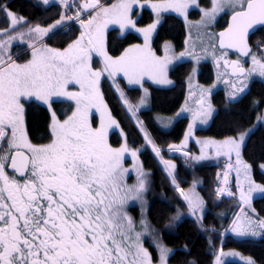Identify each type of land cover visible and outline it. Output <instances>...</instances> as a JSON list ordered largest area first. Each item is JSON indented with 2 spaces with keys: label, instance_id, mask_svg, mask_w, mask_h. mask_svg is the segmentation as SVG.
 <instances>
[{
  "label": "snow or ice",
  "instance_id": "snow-or-ice-1",
  "mask_svg": "<svg viewBox=\"0 0 264 264\" xmlns=\"http://www.w3.org/2000/svg\"><path fill=\"white\" fill-rule=\"evenodd\" d=\"M42 2L48 4L49 0ZM59 3L65 9L73 7L71 0H59ZM138 3L139 0H118L104 6L100 0H84L75 16L61 15L47 28L29 26L27 33L17 35L11 33L26 24V19L8 10L6 5L0 7L8 24L7 28L0 29V37H6L0 38V145L7 143L6 149L0 146V264H154L142 242L148 231L147 221L142 219V231H136V222L126 211L131 201L144 203L148 173L142 164H136L137 183H126L125 176L130 169L124 168V158L130 154L138 160L139 149L131 150L126 138L119 148L109 143L110 130L119 128V124L104 101L101 79L107 76L115 81L122 74L130 85L142 87L145 76L159 84H171L166 78L168 65L192 53L158 57L150 47L152 33L163 13L175 12L187 20L188 10L197 0L151 3L157 19L143 29L137 28L131 19ZM85 12L94 14L84 20L82 14ZM201 12L197 26L205 28L221 13H230L228 27L216 34L218 45L212 43L210 46L218 47L222 57L227 54L226 50L232 49L244 57L251 56L252 67L249 69H245L239 60H224L233 74L264 77V55L257 58L248 44L249 30L257 25L264 26V0H211V7L201 9ZM72 20L79 22L82 31L66 48H50L45 44L37 47L32 42L28 44L30 59L23 63L13 59L10 51L13 41L23 40L26 34L40 41L65 21ZM109 25H118L121 33L135 29L143 34L144 44L125 48L118 57L110 56L105 42ZM261 52L264 53V49ZM94 55L101 57L102 68L93 67ZM200 58L195 57L197 61ZM232 87L235 89L230 94L232 97L244 91L235 84ZM117 91L133 116L135 109L146 103L147 89L136 106L127 100L118 86ZM57 98L72 102L71 114L60 120L54 111L51 112L50 141L33 144L24 123L25 102L35 99L51 110ZM199 103L203 106V99ZM212 112L209 104L205 112L194 115V120L206 123ZM95 114H99L98 124H95ZM193 127L194 124L189 125L185 141L191 137ZM246 135L241 133L222 142H201V155L189 157L200 161L205 159L206 149H215L217 156L224 155L231 160L234 153L240 199L245 204L249 203L253 192L264 193V185L252 180L251 166L241 159ZM145 139L149 144L153 143L147 133ZM169 150L178 151L179 146L169 145ZM153 151L160 155V149L155 145ZM164 163L171 182L176 185L175 165L169 161ZM232 168L229 163L228 169ZM223 175L226 186L229 171ZM241 175L249 185L247 193L240 183ZM177 191L193 214L197 209L202 210L203 201L194 191L186 193L178 185ZM225 191L226 188H219L217 195H223ZM227 195L233 194L228 190ZM174 219H179V214ZM256 227L260 232L255 230ZM231 230L241 237L262 235L264 220L238 218ZM157 248L158 264H167L171 250L160 244ZM229 255L233 254L221 250L215 264H224L222 257ZM246 264L255 262L248 259Z\"/></svg>",
  "mask_w": 264,
  "mask_h": 264
},
{
  "label": "trees",
  "instance_id": "trees-1",
  "mask_svg": "<svg viewBox=\"0 0 264 264\" xmlns=\"http://www.w3.org/2000/svg\"><path fill=\"white\" fill-rule=\"evenodd\" d=\"M208 4L209 0H201V5L208 6ZM5 5L8 10L26 19L27 23L24 25L47 26L56 21L63 11V8L58 4L45 7L39 0H0V7ZM151 13L150 10L143 9L140 16L137 17V24L144 26L151 22ZM2 14L4 15L0 11V15ZM3 15L0 19V25L6 24ZM190 15L196 18L199 13L191 10ZM225 24L226 18L219 22L221 29ZM62 28L56 30L44 43L52 48L64 49L81 32V28L77 24H71L63 30ZM184 35L183 22L175 15L165 14L153 39L155 51L160 53V46L166 41L173 43L176 50H182L184 48ZM105 41L108 53L117 56L126 46L140 42L141 38L133 32L120 36L117 29H111L107 32ZM249 42L253 50L256 48V44L264 45V28L252 35ZM18 59L26 61L28 53H19ZM93 63L94 68H101L98 59L94 58ZM191 69L192 64L188 61L173 68L169 72L173 85L169 88L154 87L147 82L145 83L150 92V107L147 110L139 111V116L143 119L158 145L177 143L183 137L187 118L177 119L170 129L164 130L155 122V114L171 115L181 107L185 99L186 80ZM213 78L214 72L211 65L209 63L200 64L199 82L210 84ZM118 82L125 91V96L129 102L135 103L140 95V88L128 87L120 78H118ZM101 91L113 118L123 131L128 145L140 149L139 157L143 167L150 173L147 222L150 232H153L152 235L155 234L154 239L164 247L173 249L168 256V264H213L216 249L221 239V232L225 231L226 225L230 223L237 212L235 202L229 200L232 197L219 198L216 195L217 175L228 160L220 158L217 163L200 164L192 167L181 157L165 154L164 161H169L175 165L173 173L181 189H186L195 182L194 175L200 178L197 189L205 204L206 212L199 225L194 218L187 216V204L178 193L176 186L171 182L172 178L168 176L164 166L144 145L143 137L125 103L119 98L111 79L107 76L101 79ZM212 100L216 107V113L208 127L196 130L197 135L218 139L234 137L253 125L256 120L255 117L262 112L264 108V81L254 80L244 96L238 101L228 102L223 89L217 90L212 95ZM71 108L72 105L66 101H55L51 106L52 111L59 119H64L69 115ZM24 116L25 128L31 142L33 144L48 143L51 139L49 109L33 101L26 105ZM109 140L114 146L122 142L117 131L110 133ZM242 156L252 167L254 181L264 185V173L259 168L260 163L264 162V126H257L249 133L242 149ZM250 207L257 215L264 217V194L262 197L253 200ZM129 211L136 216L138 215L136 207H131ZM177 213L182 214L179 221L175 222L174 216ZM145 244L148 245L149 240H146ZM148 246L154 255L153 257H155L154 247ZM226 248L250 256L256 264H264V239H237L226 233L221 250ZM225 264L238 263L227 262Z\"/></svg>",
  "mask_w": 264,
  "mask_h": 264
},
{
  "label": "rangeland",
  "instance_id": "rangeland-1",
  "mask_svg": "<svg viewBox=\"0 0 264 264\" xmlns=\"http://www.w3.org/2000/svg\"><path fill=\"white\" fill-rule=\"evenodd\" d=\"M39 1L45 7L49 6L51 4L60 5L63 8V11H62L61 15H66V16H75L76 11L79 8L80 4L84 2V0H71V2L73 4V7L65 9L59 3V0H49L48 4H44L42 2V0H39ZM104 1L105 0H100L101 5H104L103 4ZM147 1H151V0H146V2ZM152 1H156V2H148L146 4L149 9H151V7H150L151 3H159V0H152ZM117 2H118V0H116V1L114 0V3L112 1L111 5L115 4ZM139 2H140V0H139ZM160 2H161V0H160ZM104 6H106V5H104ZM144 7L147 8L146 6H144ZM210 7H211V0H209L208 6L201 5V0H197V3L195 5H192L189 8L188 13H187V20H185V18L183 16H181V15L175 13V12H166V13H163L161 15V17H160V21L161 22L163 21V18H164L165 14L175 15L177 18H179L183 22L184 30H185V35H184L185 37L183 39L184 48L182 50L178 51V50H175L174 48H172V47H174V44L171 43L170 41H166L160 46V49H161L160 53H157L155 51V47L153 45V42H152V46H150L151 49H153V51L155 52L156 56L161 57V58H163L165 55H168L170 58L173 57V56H179L180 53H182V52L192 53V55H186V56L182 57L179 60H173L172 63H170L168 65V67L172 66L171 68H173L178 63H182V62H187L188 61V62H190L192 64L191 72H190V74H189V76L187 77V80H186L185 99H184L181 107L174 114H171V115H162V114H158V113L155 114V122L163 129H170V127L173 125V123L177 119H180V118H187L188 119L187 126H186V129L184 131V135H183V140H182L183 143L182 142H177V143H170L169 144V145L179 146V150L178 151L177 150H169V145H162V146L158 145L155 142V140L153 139V137L151 136V134H150L148 128L146 127L143 119L139 116V111L147 110L150 107V101H149L150 92H149V88L145 86V82L151 84L154 87H169V86H171L173 84V81L171 80V78L169 76V72L170 71L168 72L166 78L172 82L171 84H159V83H156L154 79H152V78H150L148 76L144 77L143 86L142 87L140 85H135V84L130 85V84H128V81H127L126 77L117 76L115 78V81H113V79H111L114 90L117 92V94L119 95V98L123 102H124V100L121 98L120 92L117 91V86L124 93V96H125L126 93L122 89V87L119 85L118 77L122 78L124 80L125 84L128 87L140 88V95H139L137 101L132 104L133 106L139 105L141 97L145 96V91L144 90L147 89L146 103L144 105H142V106H140V107L135 109V116H133L131 112H129V111L128 112L130 113V116L132 117V119H133L134 123L136 124L141 136L143 137L144 145L155 155V157L159 160V162L164 166L166 171H167V168H166V165L164 163L165 162L164 161L165 154L167 156H178V157H181V158H183L185 160V162L187 164H189L192 167L199 166L200 164H212L214 162L217 163V160L220 159V158L229 160V158L227 156H224V155L217 156L215 149H206L205 150V159H203V160L195 161L193 159H190L189 157H197V156L201 155V149L203 147V144L201 142H204V141H214V142H218L219 141V142H222V140H223V139H218V138H215V137H205V136L197 135L196 130L199 129V128H206V127H208L210 125V123H211V121H212V119H213V117H214V115L216 113V107H215V105L213 103L212 95L217 90L223 89L225 94H226L227 101L231 102V101L237 100L240 97L241 93H242V92L237 93V95L235 97L230 96V94L235 91V89L232 87V84H235L236 88H244V83L248 84V83H250L253 80L264 81V77L260 76L259 74H252L250 76H239V77H234V78L229 76L227 66L224 64V60H228V57H229L228 53L226 55H223V57H222L221 51L218 48L213 49L210 45L212 43L216 44V41H217L216 40L217 39L216 38V34H218V32L221 29V26L219 25V22L222 19L224 20L226 18V14L229 15L230 13H227V12L226 13H221L220 15L217 16L216 20L207 28H205L203 26H197V22L201 20V16H202L201 9H208ZM191 10L197 11L199 13V15L196 18L191 16L190 15ZM151 11L153 12L152 9H151ZM141 13H142V9H139L136 14H137V16H140ZM91 14H94V13H88V12L83 13L82 14V19L87 20L89 18V15H91ZM136 14L131 15V19L133 21H135L136 27L137 28H141V29L146 28L148 25L154 23L155 20L157 19L156 14L153 12V13H151L152 14L151 22H149L147 25L141 26V25L137 24V21H136L137 17H135ZM2 15H0V19H2L1 18ZM61 15L59 16V18L57 20H59L61 18ZM3 18H4V15H3ZM56 21L50 23L47 26H41V25L40 26L44 27V28H47L50 25L55 24ZM71 24H77L78 26H80L79 22H77L75 20L65 21L61 26H59L58 28L54 29L53 32L49 34V36L44 37L40 41H35V39L33 37H30L27 34L24 36L23 40L17 39L15 41H13L11 49H10V51L12 53V56H13V59H15L18 63L25 62V61H20L18 59L19 53H21V52L22 53H28V59H30L31 50L28 48V44L29 43L35 42L36 46L40 47L42 45L41 41L51 37L56 30H58L59 28H62L64 25L65 26L62 28V30L67 28ZM29 26H35V25L34 24H27V25L22 24L21 26H18L16 28V31L12 32L11 34L12 35H17L18 33H27V29H28ZM7 27H8L7 23L4 24V25L3 24L0 25V29H4V28H7ZM111 29L112 28H110L109 30H111ZM130 30H131L130 32L135 33L136 35H138L141 38V36L138 34L139 32L137 33V31H135L134 29H130ZM81 31H82V29H81ZM156 31H157V29H156ZM156 31H154V32L156 33ZM118 33H119V31H118ZM80 34H81V32L76 37V39L80 36ZM140 34H142V33H140ZM0 38L6 39V37H0ZM76 39H74L73 41H75ZM141 39L144 40L143 38H141ZM166 43L171 44L170 47H168L167 52H166V46H169V45L166 44ZM47 46L52 48L49 45H47ZM127 47L128 46H126L125 48H127ZM255 47L256 48H254V53L253 54L257 55V58H259L260 55H264V53L261 52V49H264V46H261L260 44H256ZM110 56H113V55H110ZM197 56L201 57L199 59V61H197L195 59V57H197ZM96 57H97L96 55L93 56L92 64H94L93 63L94 62V58H96ZM113 57H117V56H113ZM217 59H219V64H217ZM99 60H100L99 64H100V66L102 68L103 65H102L101 57L99 58ZM245 61H246V64H245L246 65V69L251 68L252 67L251 56H248L245 59ZM202 63H209L211 65V67L213 68L214 78H213V81L210 84H203V83L199 82V80H198L200 64H202ZM193 69H195V71H193ZM226 81H231V83H226ZM72 90H75V89H72ZM202 99L204 101L203 106H201L200 103H199V101H201ZM33 101L44 105L42 102H39V101H36L35 99H32V100H29V101L25 102V105H24L25 108H26V105L28 103L33 102ZM55 101H66V102H69L72 105V108H73L72 102L71 101H67L64 98H57ZM209 104L211 105V107L213 109V112H212V115L210 117H208L207 122L206 123H202L200 119L194 120V115L196 113H198V112L199 113L205 112L207 110ZM44 106H46V105H44ZM126 107L128 109L127 105H126ZM72 108H71V111H72ZM49 111H50V123H51V120H52L51 112H53V111H52V109L49 110ZM71 111H70V114H71ZM64 119H66V117ZM64 119H60V120H64ZM255 119L256 120H255L254 124L249 126V127H247L245 130L241 131V133H245L247 131H252L257 126L264 125V108H263L262 112L258 116L255 117ZM141 122H142L143 131H141ZM24 123H25V116H24ZM98 123H99V114H95V124H98ZM190 124H194V127L191 129L192 135L187 141H185V133L189 131V125ZM112 131H117L118 132L119 136L122 138V142L119 145H116V146L112 145L110 143V140H109V143L112 145V147L119 148L121 146V144H123L125 142L124 133L119 127V128H115V129L110 130L109 136H110V133ZM145 133H147L148 138H150L151 141L153 142L152 144H149L148 140L145 139ZM226 139L227 138H225V140ZM191 143H193V144L191 145ZM153 145H155L156 148L160 149V155L159 156H157L155 154V152L153 151ZM129 148L131 150L138 149V148H134V147H131V146H129ZM242 149H243V146H242ZM242 149H241V159L245 163L250 165L247 161L244 160V158L242 156ZM139 152H140V149H139ZM139 152H138V160H134V158H132L130 154L126 155L125 158H124V161H123L124 168L130 169V171L125 176V180H126V183L128 185H133V184L137 183V174H136L134 165L142 164L141 159L139 157ZM185 154H187V155H185ZM228 163H232V165H233V168L231 170L228 169ZM228 163L224 164V166L221 168L220 172L217 175V178H218V184L217 185L218 186L216 187V195H217V190L219 188L224 187V188H226L225 194L217 195V197H219V198H225L224 196L229 197V195H227V191L230 190L233 195L230 196L232 198H230L229 200H233L235 202L236 206H237L236 208L238 209L240 207L239 206L240 205L239 204V200H241V199H240V194H239L238 183L235 182V177H236V171H235V168H236V156H235L234 153L232 154L231 160H229ZM142 166H143V164H142ZM143 170L146 173H148V176H147L148 187H147V191L143 194L144 203L142 204L140 201H131L129 203L127 209H126L128 215H130L136 222V231H142V227L140 225V221L142 219L147 221L146 213L148 211V206H149V199L147 198V195L150 193V173L146 169H144V167H143ZM225 171H229L228 183H227L226 186L223 185V179H224V175L223 174H224ZM251 176H252V167H251ZM193 179H196L195 182H193L190 187H188L186 189H182V190L184 192H186V193H191V192L194 191L195 194L200 199H202L201 196H200V193H199V191L197 189V186L200 183V178L197 175H194ZM240 180H241V183H242L243 191L245 193H247L249 185H248L247 181L244 180L243 175H241ZM177 185L179 186V184L176 182V185H175L176 188H177ZM179 188H180V186H179ZM256 193L257 192H253L252 195H251L252 202H253V200L256 199L255 198ZM257 198H259V197H257ZM182 199H183V197H182ZM185 203L187 204V216L194 218L197 221V223L200 225L201 222H202V215H204L205 212H206V207H205L204 202H203L202 210L201 209H197L194 214H193L192 211H190L187 201H185ZM131 207H136L138 209V211H137L138 218H137L136 214H134V213L129 211V209ZM246 208H247V210H249V208H251L250 207V202L247 203V207ZM242 210H244V209H242ZM202 213H204V214H202ZM178 214H179V217H180L182 213H177L174 216V218L177 217ZM252 215L256 216V214H252ZM174 220H175V222L179 221V219H174ZM228 226H229V223L226 225L225 231L221 232V237L225 236V233H227L228 228H229ZM152 233L153 232H150V229L148 227L147 233L142 237V242H143V246L151 254L154 264H158V261H159V250L157 248V244H160V243L154 239V235L155 234L152 235ZM146 240H149V244L148 245L154 247V249L156 251L155 257H153L154 255L152 254L151 249L149 248V246L145 244ZM168 249H170V248H168ZM170 250L171 251L169 252L168 256L173 251V249H170ZM218 251H219V244H218V248L216 249V255H215V259H214L213 264H215V260H216ZM223 251H225V253L226 252H233V253H235V254H237L239 256H245L246 258H250L251 260H253L250 256L244 255V254H242L239 251L234 250V249L226 248ZM238 259H241V258L238 257V256H234V255H229V256L222 257V260H223L224 264H225V262H228V261L229 262H236L238 264H241L239 262L240 260H238ZM247 261H248L247 259H242L243 263H246ZM167 264H168V260H167Z\"/></svg>",
  "mask_w": 264,
  "mask_h": 264
},
{
  "label": "crops",
  "instance_id": "crops-1",
  "mask_svg": "<svg viewBox=\"0 0 264 264\" xmlns=\"http://www.w3.org/2000/svg\"><path fill=\"white\" fill-rule=\"evenodd\" d=\"M147 4V2H143V3H141V2H139L137 5H135L134 6V9H133V12L131 13V15H134V14H136V12L139 10V9H142V8H144V6H147L146 5ZM109 5H111V4H109ZM109 5H107V6H109ZM136 17V16H135ZM158 27V26H157ZM110 28H115V29H117L118 31H119V34L120 35H123V34H125L126 32H129V31H131L130 29H128V30H125L123 33H121V31L119 30V26L118 25H109V27H108V29L106 30V32H105V40H106V34H107V31L110 29ZM157 29V28H156ZM135 30V29H134ZM156 31V30H155ZM138 33V32H137ZM140 36H141V38H143L144 39V37H143V35L142 34H140V33H138ZM154 34H155V32H153L152 33V37H151V40H150V46H152V39H153V36H154ZM106 42V41H105ZM144 44V40H141V42L140 43H136V44H133V45H143ZM130 46H132V45H130ZM130 46H128V47H130ZM127 47V48H128ZM153 50V49H152ZM123 51L124 50H122L121 51V53H123ZM121 53L119 54V55H117V57L118 56H120L121 55ZM109 54V53H108ZM172 66H169L168 68H167V74H168V71H169V69L171 68ZM120 76H122V77H124L122 74L121 75H119V77ZM245 133H247V135H248V133H249V131H247V132H245ZM247 135H246V137H245V140H246V138H247ZM182 140H183V138H182ZM182 140H181V142H182ZM222 141H225V139H223ZM219 142V141H218ZM229 164V163H228ZM262 165H264V162L263 163H261L260 165H259V168H260V170H261V172H263L264 173V167H261ZM250 175H251V170H250ZM251 178H252V176H251ZM239 180H240V178H239ZM252 180H253V178H252ZM254 181V180H253ZM235 182L236 183H238L237 182V176L235 177ZM255 182V181H254ZM240 183H241V180H240ZM256 184H257V182H255ZM259 184V183H258ZM241 185H242V183H241ZM239 194L241 195V188L239 187ZM264 193H260V192H257L256 193V195H255V198H257V197H260V196H262ZM250 203L252 202V198L250 199V201H249ZM202 214H204V213H202ZM202 217H203V215H202ZM241 219V220H244V219H246V218H251L252 220H264V217H260V218H257L256 216H253L252 214H250L248 211H246V210H242V209H240V210H238V212H237V214H236V217L234 218V220L232 221V223L229 225V228H228V233L231 235V236H233L234 238H237V239H240V238H253V239H264V234H262V235H258V236H255V237H253V236H245V237H241V236H237L231 229H232V227H233V222L235 221V220H237V219ZM255 227V226H254ZM255 230L257 231V232H260V229L258 228V227H256L255 228ZM224 253H225V251H223ZM226 253H232L234 256H238V257H240L241 259H238V260H240L239 262L241 263V264H246V263H243L242 262V259H250V258H246L245 256H239V255H237V254H235V253H233V252H226ZM253 261V260H252Z\"/></svg>",
  "mask_w": 264,
  "mask_h": 264
},
{
  "label": "water",
  "instance_id": "water-1",
  "mask_svg": "<svg viewBox=\"0 0 264 264\" xmlns=\"http://www.w3.org/2000/svg\"><path fill=\"white\" fill-rule=\"evenodd\" d=\"M230 20H231V15L228 17V20H227L226 26H225L222 30H220L219 32L224 31V30L228 27V23L230 22ZM262 27H264V26L257 25V26H255L253 29H250V30H249L248 44H249V47H250V48H251V46H250V43H249V39H250L251 35H253V34H254L259 28H262ZM219 32H218V33H219ZM218 43H219V41H218V39H217V45H218ZM218 49H219V48H218ZM226 51L231 52V53H234V54H236L237 56H239L240 58H246V57L242 56V55H241L238 51H236L235 49H232V50H226ZM232 61H236V60L234 59V60H232ZM228 73H229V75H230L231 77H237L236 75L233 74V70H232V68H231L230 66H228Z\"/></svg>",
  "mask_w": 264,
  "mask_h": 264
},
{
  "label": "flooded vegetation",
  "instance_id": "flooded-vegetation-1",
  "mask_svg": "<svg viewBox=\"0 0 264 264\" xmlns=\"http://www.w3.org/2000/svg\"><path fill=\"white\" fill-rule=\"evenodd\" d=\"M228 61H231V60H233V59H237V60H239L240 62H241V64L243 65V66H245L246 67V61H245V59H239V58H237V56H235L234 54H229L228 53ZM251 83H252V81L250 82V83H244V91L241 93V95H240V97L237 99V100H235V101H238L239 99H241L243 96H244V94L246 93V91L248 90V88L250 87V85H251ZM235 101H233V102H235ZM0 146H2L4 149H6L7 148V143H6V141L5 142H2V145H0Z\"/></svg>",
  "mask_w": 264,
  "mask_h": 264
},
{
  "label": "bare ground",
  "instance_id": "bare-ground-1",
  "mask_svg": "<svg viewBox=\"0 0 264 264\" xmlns=\"http://www.w3.org/2000/svg\"><path fill=\"white\" fill-rule=\"evenodd\" d=\"M230 197V196H229ZM240 210V209H239Z\"/></svg>",
  "mask_w": 264,
  "mask_h": 264
}]
</instances>
